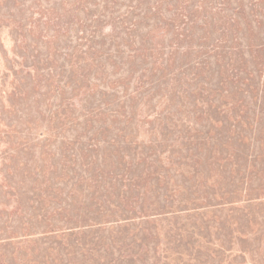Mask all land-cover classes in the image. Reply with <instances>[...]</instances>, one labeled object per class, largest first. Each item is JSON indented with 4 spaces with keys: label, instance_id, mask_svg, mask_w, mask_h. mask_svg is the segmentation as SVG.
Listing matches in <instances>:
<instances>
[{
    "label": "rangeland",
    "instance_id": "1",
    "mask_svg": "<svg viewBox=\"0 0 264 264\" xmlns=\"http://www.w3.org/2000/svg\"><path fill=\"white\" fill-rule=\"evenodd\" d=\"M0 264H264V0H0Z\"/></svg>",
    "mask_w": 264,
    "mask_h": 264
},
{
    "label": "trees",
    "instance_id": "2",
    "mask_svg": "<svg viewBox=\"0 0 264 264\" xmlns=\"http://www.w3.org/2000/svg\"><path fill=\"white\" fill-rule=\"evenodd\" d=\"M259 46L262 45V44H258Z\"/></svg>",
    "mask_w": 264,
    "mask_h": 264
}]
</instances>
